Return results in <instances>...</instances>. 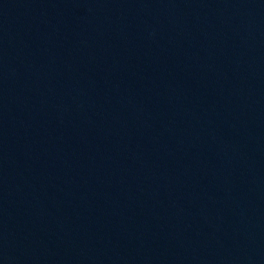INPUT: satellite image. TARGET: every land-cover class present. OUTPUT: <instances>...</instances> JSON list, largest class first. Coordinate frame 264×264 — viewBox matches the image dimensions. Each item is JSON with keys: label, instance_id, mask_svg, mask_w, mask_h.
I'll use <instances>...</instances> for the list:
<instances>
[{"label": "water", "instance_id": "1", "mask_svg": "<svg viewBox=\"0 0 264 264\" xmlns=\"http://www.w3.org/2000/svg\"><path fill=\"white\" fill-rule=\"evenodd\" d=\"M0 264H264V0H0Z\"/></svg>", "mask_w": 264, "mask_h": 264}]
</instances>
